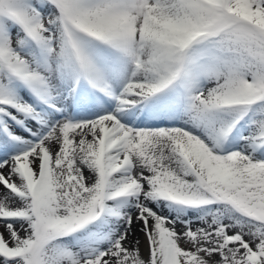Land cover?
I'll list each match as a JSON object with an SVG mask.
<instances>
[{
	"label": "snow or ice",
	"instance_id": "snow-or-ice-1",
	"mask_svg": "<svg viewBox=\"0 0 264 264\" xmlns=\"http://www.w3.org/2000/svg\"><path fill=\"white\" fill-rule=\"evenodd\" d=\"M0 264H264V0H0Z\"/></svg>",
	"mask_w": 264,
	"mask_h": 264
},
{
	"label": "bare ground",
	"instance_id": "bare-ground-1",
	"mask_svg": "<svg viewBox=\"0 0 264 264\" xmlns=\"http://www.w3.org/2000/svg\"><path fill=\"white\" fill-rule=\"evenodd\" d=\"M139 235V233H137ZM141 240V251L143 252L145 250V241L142 235H140Z\"/></svg>",
	"mask_w": 264,
	"mask_h": 264
}]
</instances>
